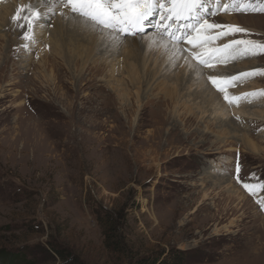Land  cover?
I'll use <instances>...</instances> for the list:
<instances>
[{"label": "rangeland", "instance_id": "obj_1", "mask_svg": "<svg viewBox=\"0 0 264 264\" xmlns=\"http://www.w3.org/2000/svg\"><path fill=\"white\" fill-rule=\"evenodd\" d=\"M11 2L18 18L0 28V257L63 264V251L83 264H132L182 252V264H264V50L247 55L235 43L264 45V0H237L251 6L206 17L218 27L203 29L198 41H226L219 48L234 46L244 56L231 59L252 67L233 79L241 89L255 83L250 92L257 93L246 104L256 116L243 118L237 131L199 120L186 127L174 113L163 122L174 105L169 93L181 113L186 103L200 102L193 93L204 76L194 67L212 44L193 48L191 65H183L151 32L189 52L187 42L165 34L166 22L154 16L139 36L118 34L122 42L100 45L90 57L78 46L81 57L67 64L48 52L50 62L37 69L44 45L42 34L33 37L38 21H24L26 10ZM207 7L213 12L216 5ZM227 15L239 17L246 31H233L236 25L220 18ZM158 127L161 137L148 142ZM117 241L124 249L116 250Z\"/></svg>", "mask_w": 264, "mask_h": 264}, {"label": "bare ground", "instance_id": "obj_2", "mask_svg": "<svg viewBox=\"0 0 264 264\" xmlns=\"http://www.w3.org/2000/svg\"><path fill=\"white\" fill-rule=\"evenodd\" d=\"M2 1L3 2L1 4H3L4 7L2 11L0 10V28L1 29L3 28V30H5V29H8V26H10V21L13 22V17L18 18V16H13L14 4L11 2V0H2ZM15 1H17L16 2L17 9L21 10L22 8H24L26 10L25 11L26 13L23 14L24 16L23 20L25 17H27L30 21L31 16H33L34 19L31 21H38L37 23L38 25L37 27L34 28V31H33L34 32L33 37L35 38L34 40L38 41L40 35L42 34V43H44V45L41 49V52L39 53L40 55L39 58L36 60L38 62L37 69L46 67L47 63L50 62V60L45 58L49 54L48 52L50 53L52 52V56L54 57V60H56L57 58H60L62 61L64 60L65 64H67L71 61L70 59H73L75 57L76 59L74 58V60L76 61L78 58L81 57L78 46H85L87 57H90L94 52L99 51L100 45L106 46V47L114 46L117 43H120L123 41V38L119 35H118V38L114 39L112 34H110L109 30H106V29L100 30L99 28L92 27L91 22H85L83 18L76 16V14L74 13H71L69 8L64 7L61 0H52V1L46 0V2L48 3L50 2L49 6L44 5L45 0H15ZM34 13H38V15H34ZM220 18L225 19L228 23L235 24L236 26L239 25L240 23L239 17L237 16L236 17L231 16L230 18L229 15H227V18L230 20H228L224 16ZM50 21H52L51 23L52 28L49 31L48 30L42 31V28L45 27L44 23L46 24V23H49ZM220 23H223V22H220ZM218 30H220V28L216 29V31ZM46 34L48 35L46 36ZM139 35L137 34L134 36H139ZM209 35H211V33ZM17 36L19 35L17 34ZM151 37L161 42L163 41L162 43L163 45H167L168 47H171V49L174 51L176 55H178L181 58H184L183 65H187V66L191 65L192 60L189 61V59L193 58L194 52H193V47L190 46L188 43H187V46L191 50L189 52L185 51V49L182 50L181 49L182 47L180 48V46L175 45V43H170L167 40L161 39L159 35H155L153 32H151ZM2 38H5V37L0 36V42ZM82 42H86V43H82ZM224 43H226V41L219 42L217 44H212V46L209 48V49H213L215 52L219 50L217 53L222 55L221 56L222 58L217 63H214L217 65L207 66L208 69H213V74L206 73L205 67L199 65L200 68H198L192 63L193 67L195 66L194 73L196 74V76H199V77L204 76V77H201L200 81L197 84V86L200 88L199 89L200 91L197 93H193L194 101H196L197 99H200V102L193 103V104L186 103L184 113H181L180 109L176 107V105L179 102L173 97V95L175 94L172 92L171 93L173 95L169 93V99L171 100V103L174 105L169 111V119L167 118L165 119L164 117H162V115H160L163 118L164 120L163 122L165 124H168L169 120L172 119L171 118L172 113H174V117L176 119L179 118L180 123L184 122L186 127L187 125L195 123L197 120H199L198 123L202 122V124H205V123L210 124L212 122L211 124H214V123L218 124L219 128L227 126L229 127V129L237 131L241 123H244L243 118L246 117L247 119L249 118L252 119V117L256 116L255 111H251L250 108L246 109V104H249L248 100L252 98V97L250 98L247 94H250L251 93L250 91L255 89V87H253L255 83H253L250 87L246 86L245 88L241 89V87H239L241 81L237 80L239 81L238 83L236 82V80H233L235 77L244 76L246 71L251 66L248 67V65L246 66V64L237 63V62H234L233 59H231L235 56L237 58L244 56L243 53H237L236 52L237 48H235L234 46L232 47V51L229 48L214 49V48L220 47L219 45H223ZM206 49H202L201 52L204 50H205L204 52H207ZM244 50H245L244 51L245 54L250 55L252 54L251 53L252 51L254 53L255 50L258 51L260 50V48L246 50V47H244ZM72 53L74 55H72ZM82 57H83V54H82ZM258 62L259 61H257V63ZM230 63H232V65H236V64L242 65V70L238 69L239 70L238 71L235 68H231ZM74 65L76 66L75 63ZM46 75L47 74L45 72L44 78L47 79L46 80L47 84H50V83L52 84V82L54 81L53 74L47 77ZM213 76H216V78H213ZM209 77H212L213 79H215L217 83L213 84L212 81L209 79ZM237 83L239 85L238 87L235 86ZM224 84H232L230 85V87L233 86L234 89H228L229 86L227 85L225 87ZM217 85H219V88H223L224 91H220ZM138 93L139 91H136L137 98H139ZM225 95L228 96L229 98L228 100L225 99ZM222 100L223 102H221ZM229 100H232L233 102L229 103ZM214 105H215L214 110L210 112L209 108L213 107ZM173 109H174V112H173ZM195 111H199L200 117ZM231 114L233 116L232 118H231ZM238 116L242 118L239 119ZM176 124H178V121L176 122ZM174 127H177V126L174 125ZM205 129H208L207 125L204 127V130ZM161 131L163 130L158 127L157 131L152 136V138L150 137L149 139L147 138L148 142L150 141L151 143H153V141L156 139L155 135H157L158 138H160L162 135ZM240 137L242 138V141L247 144V146L250 148L252 152L259 151L256 143L253 142V140L249 136H247V134H240ZM215 168L220 169L217 166ZM218 171H221V170H218ZM218 180L220 182L222 181V179H218Z\"/></svg>", "mask_w": 264, "mask_h": 264}, {"label": "snow or ice", "instance_id": "obj_3", "mask_svg": "<svg viewBox=\"0 0 264 264\" xmlns=\"http://www.w3.org/2000/svg\"><path fill=\"white\" fill-rule=\"evenodd\" d=\"M64 7L70 9L76 16L84 19L85 22H91L92 27L100 30L107 29L113 38L119 35H136L146 29V24L150 18L158 16L161 21H172L171 24L164 23L161 26L165 29V34L176 40H183L191 44L193 48H202L203 44H198L202 39L201 31L205 28L218 27L207 23V18L215 14L218 10H248L251 4H243L237 0H61ZM254 2V0H253ZM215 4L213 12H208L207 5ZM264 11V8L260 9ZM38 15V13H34ZM207 17V18H206ZM17 17H13L15 20ZM24 19L27 20V17ZM173 25H175L173 29ZM23 27V24L20 25ZM29 30L31 23L29 22ZM235 32H244L246 30L235 26ZM25 38H28L27 33ZM237 45H245L247 49L260 48L264 50V45H257L253 41L238 40ZM231 45H225L230 48ZM193 55H196L194 52ZM201 63H207L201 60ZM213 84L216 80L209 77ZM219 88V85H217ZM224 91L223 88H219ZM264 95V93H259ZM251 96L257 93L247 94ZM228 100V96L225 95ZM229 100V103H232ZM239 171V169H237ZM243 187L251 194L255 195V189L245 183ZM264 188V185H260ZM264 203V201H261Z\"/></svg>", "mask_w": 264, "mask_h": 264}, {"label": "trees", "instance_id": "obj_4", "mask_svg": "<svg viewBox=\"0 0 264 264\" xmlns=\"http://www.w3.org/2000/svg\"><path fill=\"white\" fill-rule=\"evenodd\" d=\"M120 244H121L120 242L118 241L116 242V250L124 249L123 247L120 246ZM63 253H64L63 251H57V255L61 258V260L63 261L65 260L63 264H83L79 262L78 259H74V258H72V260H70L69 258L66 260V256H63ZM166 257L168 258L166 259ZM183 257L184 254L182 252L172 256L161 253L154 255L152 257H145L138 259L136 262L132 264H182V261L184 259ZM14 259H15L14 254L10 252L7 253L5 252L4 256L0 257V264H15L17 260L14 261Z\"/></svg>", "mask_w": 264, "mask_h": 264}]
</instances>
